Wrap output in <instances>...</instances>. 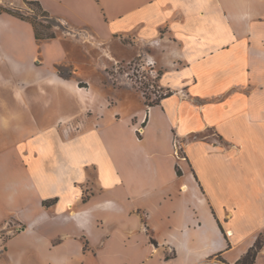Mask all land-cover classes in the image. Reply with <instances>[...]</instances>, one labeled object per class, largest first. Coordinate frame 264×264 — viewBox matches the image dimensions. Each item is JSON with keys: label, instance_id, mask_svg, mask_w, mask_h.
<instances>
[{"label": "crops", "instance_id": "crops-1", "mask_svg": "<svg viewBox=\"0 0 264 264\" xmlns=\"http://www.w3.org/2000/svg\"><path fill=\"white\" fill-rule=\"evenodd\" d=\"M29 1L93 44L148 53L169 94L106 117L116 105L83 69L56 70L74 65L59 38L38 54L30 23L0 14V231L13 228L0 264L139 263L162 249L235 264L258 238L264 264V0ZM49 102L58 125L26 134Z\"/></svg>", "mask_w": 264, "mask_h": 264}, {"label": "rangeland", "instance_id": "rangeland-1", "mask_svg": "<svg viewBox=\"0 0 264 264\" xmlns=\"http://www.w3.org/2000/svg\"><path fill=\"white\" fill-rule=\"evenodd\" d=\"M0 5L6 7L7 9H10L11 11L21 13L24 16L30 18L32 15H34V13H37L35 8L27 5L23 0H0ZM40 18L41 17H38V20L36 21L39 22ZM42 25L43 26H38L39 30L42 32H54L56 34V38L60 39V41L68 51L70 58L68 61L74 64L59 65V70L61 71L62 76H80L83 69L86 78L92 84V86L95 89L101 90L100 92H102V95H104L105 98H108L112 105H116L111 107L109 111L106 112V117L112 116L113 112L115 111L119 113L122 118H127V115L129 113L138 110L141 107L145 109V105H151L152 103L157 102L161 97L165 96L163 95V93H165L166 91L164 89L161 90L157 88L158 83L156 80L159 79L161 71L160 64L156 60V68L159 76L156 80H154L155 82L153 83V88H149V84L151 83V81L149 80L151 78L149 74L147 80L142 79V81L146 82H144L143 85L139 84V89L136 86L125 85L121 82L119 76L120 73L123 72V70H126L125 66L127 64V61H130L131 64L139 63L140 57L136 56L138 47H131L129 45H126V41L120 39H114L111 43H107L104 45H96L93 44L94 40H89L84 37L81 38L79 35L73 33L75 31L70 30L67 25H51V23H48L46 20H42ZM25 39L26 38H23V41L25 45L27 44L26 46H28V43ZM42 42L43 41H39L37 43L34 42V47L35 45L36 47L33 50L38 54H40V43ZM25 45L24 47L26 48ZM30 48H33V45H30ZM150 49L151 48H147V50L149 51ZM107 54H109V56ZM144 56L145 53L142 52V57ZM86 63H93L95 68L90 69L88 67L87 69V67L85 66L87 65ZM96 65L98 66V68ZM101 67L105 68V70H101ZM143 74L147 75L145 71L143 72ZM79 79L81 78L79 77ZM141 91L144 92V97L141 95ZM153 93H155L156 96H154ZM61 110L63 111V109H56L55 105H52V103L49 102L48 104H46L45 108L42 109V111H45L47 115L45 118H43V120H41V127L37 128L35 124H31V126L26 127L27 129H25V133L27 134L30 132L32 134H38L41 129L50 130L53 124L56 125L58 123L59 120L57 119V117ZM68 122L69 121H64L63 123L66 124ZM87 126H90V123H87ZM123 128L125 129V124L121 123L113 129L111 128L110 130L121 131L123 130ZM45 137L47 138V142L51 141L49 136ZM16 138L19 137L16 136ZM52 142L57 143L58 141H56L54 138L52 139ZM12 229V227H8L6 232L0 231V262L3 258L1 250L3 243L7 239V237L12 234ZM145 250L147 252H150V248L146 249V246H143L142 252H145ZM152 252L153 254L149 255V258L144 262L136 263L135 259L129 258L124 261L125 263L121 262L120 260H116L107 264H183L179 259L172 257V254L167 253L166 249H162L160 253H158L157 250H153Z\"/></svg>", "mask_w": 264, "mask_h": 264}, {"label": "trees", "instance_id": "trees-1", "mask_svg": "<svg viewBox=\"0 0 264 264\" xmlns=\"http://www.w3.org/2000/svg\"><path fill=\"white\" fill-rule=\"evenodd\" d=\"M23 1L27 5L35 8V10L37 11V13H34V15L31 16V18L26 17L21 13H16L14 11H11L10 9H7L6 7H3L1 5H0V14L7 13V14L13 15L21 20H24L30 23V25L32 26L34 39L37 42L56 38V34L54 32L52 31L42 32L38 28V26H43L42 20H46L48 23H51V25H57L58 23L55 20V18H53L46 10H44L38 1H29V0H23ZM38 17H41L39 19V22L36 21L38 20ZM59 67H60L59 65L55 66L56 70L62 75L61 71L59 70ZM168 94L169 93H167L166 95ZM155 103L156 102L152 103L151 105ZM177 173L180 174L179 169H177ZM261 246H262L261 238H258L257 242L252 247H250L248 251L235 264H253L256 258L257 252L261 248ZM221 261L223 262V264H225L223 260Z\"/></svg>", "mask_w": 264, "mask_h": 264}, {"label": "built area", "instance_id": "built-area-1", "mask_svg": "<svg viewBox=\"0 0 264 264\" xmlns=\"http://www.w3.org/2000/svg\"><path fill=\"white\" fill-rule=\"evenodd\" d=\"M139 57L140 59L138 64L135 63L131 64L130 61H127V64L125 66L126 70H123L122 76L125 78L128 85L136 86L139 89V84L143 85V83L146 82V81H142V79L147 80L149 74V76L151 77L149 79L151 81V83L149 84V88H153L154 87L153 83L155 82L154 80H156L157 77L159 76V73L156 68V61L148 53H146L144 57H142L141 55ZM144 71L147 73V75L143 74ZM157 88L160 89L158 85ZM140 93L143 96L144 92L141 91ZM167 93L168 92L166 91L165 93H163V95H166ZM153 94L154 96H156L155 93ZM136 130L138 134H140L142 131V127L139 126ZM172 152H173V156L176 159V166L177 168H179L180 167L179 162L184 161L186 159L184 152L182 150L181 140L179 138L174 137L172 139Z\"/></svg>", "mask_w": 264, "mask_h": 264}, {"label": "flooded vegetation", "instance_id": "flooded-vegetation-1", "mask_svg": "<svg viewBox=\"0 0 264 264\" xmlns=\"http://www.w3.org/2000/svg\"><path fill=\"white\" fill-rule=\"evenodd\" d=\"M140 56V55H139Z\"/></svg>", "mask_w": 264, "mask_h": 264}]
</instances>
